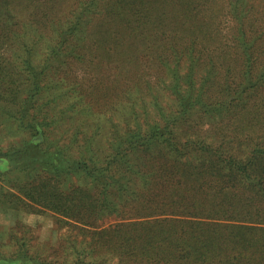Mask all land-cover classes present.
Listing matches in <instances>:
<instances>
[{
  "label": "trees",
  "instance_id": "16d2710c",
  "mask_svg": "<svg viewBox=\"0 0 264 264\" xmlns=\"http://www.w3.org/2000/svg\"><path fill=\"white\" fill-rule=\"evenodd\" d=\"M111 1L112 8L124 11L144 5L199 8L207 0ZM231 1V13L240 17L242 27L241 13L248 1ZM81 11L75 24L59 33L42 62H34L30 46L20 36L21 41L0 42V128L8 123L23 134L0 145V208L49 212L59 227L76 230L82 239L78 235L71 239L70 260L64 239L55 247L36 249L35 237H17L13 252L0 249V264H106L107 257L117 264H264V138L235 147L225 136L236 137L223 132L213 131L215 140L198 132L180 137L174 130L196 108L211 119L229 115L228 120L235 116V108L253 98L264 85V57L255 55L254 43L237 30L232 41L240 75L227 76L214 95L195 88L190 72H176L181 60H190L184 54L189 48L172 51L177 46L168 43L162 53H172L168 58L161 54L158 60L169 68L167 61H174L169 90L177 102L175 110L166 113L155 104L157 120L148 118L145 110L143 121L114 125L108 150L100 154L92 141L101 130L100 116L112 114L110 108L97 106L101 96L96 98L90 90L92 97L86 100L79 89L74 101L64 99L67 90L52 99L51 94L45 97L48 83L55 82L49 74L58 70L60 58L69 64L84 46L78 27L83 36L91 21L82 29ZM167 32L162 30L161 35ZM14 33L10 28L11 36ZM67 34L72 40L64 47L68 54L62 56L60 45L68 42ZM8 47L14 49L13 55L7 54ZM76 55V60L85 59ZM125 96L120 101H131ZM60 98L66 106L58 109ZM127 106L133 113L134 104ZM72 110L77 120L69 116ZM111 217L117 221L104 227L102 221ZM215 227L221 229L208 230ZM82 253L87 255L81 257Z\"/></svg>",
  "mask_w": 264,
  "mask_h": 264
},
{
  "label": "rangeland",
  "instance_id": "374dc122",
  "mask_svg": "<svg viewBox=\"0 0 264 264\" xmlns=\"http://www.w3.org/2000/svg\"><path fill=\"white\" fill-rule=\"evenodd\" d=\"M230 1L207 0L199 8V4L154 6L151 9L144 5L123 11L122 8H112L111 0H0V42L7 44L12 38L21 41L20 36L30 46V56L34 62H42L51 45L54 46L59 33L75 24L84 9L81 28L84 29L87 20L91 21L83 36L79 31L80 26L78 27L77 34L84 39V46L77 49L69 64L68 61L67 64L63 61L64 57L60 58L57 62L58 70L49 74V78L52 77L55 82L48 83L45 97L46 94H51L52 99L61 91L67 90L69 93L64 99L74 101L79 89L80 96L86 97V100L87 97H92L89 95L92 94L91 91L96 98L101 96L97 106L101 105L102 110L110 108L112 112L107 116H100L103 122L101 130L92 141L96 151L101 154L108 150V136L114 125L128 121L132 123L134 120L143 121L145 110L149 113L148 118L157 120L158 110H155V104L166 113L175 110L177 102L169 90L171 75L174 73L170 70L174 67V61H167L171 65L169 68L163 61L159 62V55L163 54V57L168 58L172 51L182 52L183 46L189 48L184 54L190 60H181V67L176 72L181 75L190 72L195 88H204L213 92V95L227 76L232 79L240 75V61L232 41L239 28L254 43L255 55L264 57V0H247L248 3L245 4L248 7H243L241 13V17L245 19L242 27L238 24L240 17L236 18L235 12L231 13ZM10 28L15 29L12 36ZM162 30L168 32L161 35ZM67 35L68 42L60 45L64 50L62 56L68 54L65 48L69 47L72 40L71 35ZM143 42H147L150 47H142L140 44ZM168 43L177 47L171 52L162 53ZM6 50L9 56L14 54L13 48L8 47ZM76 54H81L85 59L76 60L79 58ZM185 87L182 82L180 89L183 91L182 88ZM125 95L131 101L126 98L122 102ZM252 95L253 98L248 97L245 106L234 109L233 119L227 120L229 115L211 119L196 108L186 122L178 121L174 130L180 137L198 132L206 137L212 136V139L215 136L213 131L223 132L236 137L232 139L225 136V141L235 147L244 146L251 139L264 138V85L259 86ZM131 103L134 104L135 113L127 106ZM124 104L125 108L122 106ZM56 106L59 109L66 104L60 98L57 99ZM75 113L74 110L69 112L72 121L77 120ZM205 122L207 123L204 125ZM22 135L7 123L0 128V145L6 146ZM73 181L79 183L77 180ZM187 219L196 220H185ZM197 220L213 223L204 218ZM116 221L114 217L105 218L102 225L106 227ZM16 223L20 226L16 227ZM28 228L32 232H27ZM220 229L215 227L208 230ZM77 233L76 230L59 227L54 215L49 212L30 214L0 208V249L5 254L14 251L17 237H35L38 242V246H34L36 249L55 247L64 239L66 247L70 249L71 239L77 235L79 240L82 239V235ZM86 255L87 253H82L80 256ZM73 257L74 253L71 252L69 259L72 260ZM106 264H117V260L107 257Z\"/></svg>",
  "mask_w": 264,
  "mask_h": 264
}]
</instances>
